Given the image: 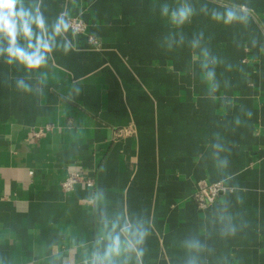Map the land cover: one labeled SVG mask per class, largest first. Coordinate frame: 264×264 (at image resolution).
Listing matches in <instances>:
<instances>
[{"label":"crops","instance_id":"0c3cea01","mask_svg":"<svg viewBox=\"0 0 264 264\" xmlns=\"http://www.w3.org/2000/svg\"><path fill=\"white\" fill-rule=\"evenodd\" d=\"M181 2L42 0L50 23L67 11L86 33L37 71L0 57V264H53L54 253L56 264H79L84 249L72 242L93 241L89 197L101 189L109 213L150 223L143 264H186L192 238L206 245L199 264H264V0H188L195 15L177 27L160 9ZM242 6L246 24L210 17ZM205 48L217 58L214 94ZM20 78L31 91L16 87ZM72 171L92 184L63 189ZM202 179L230 189L199 206ZM221 217L234 236L221 235Z\"/></svg>","mask_w":264,"mask_h":264},{"label":"clouds","instance_id":"9594fccd","mask_svg":"<svg viewBox=\"0 0 264 264\" xmlns=\"http://www.w3.org/2000/svg\"><path fill=\"white\" fill-rule=\"evenodd\" d=\"M75 0H73V3ZM42 0H0V57L5 58L11 65L22 66L29 71H37L47 66L52 55L56 51L67 54L73 48V39L76 32L69 21V13L61 12L51 23L44 15L41 8ZM206 14L207 7L203 8ZM160 14L167 18L173 25L182 27L189 23L195 15V9L182 0L176 7H170L165 3L161 6ZM211 19L222 22L225 25L233 23H247L248 13L242 6L226 8L223 12L211 10ZM71 33L72 38L69 37ZM203 34L193 39L191 46L200 47ZM180 42H183L181 37ZM169 48L172 44L169 43ZM202 76L209 84L210 94L219 90L216 81L215 65L217 58L212 56L208 49L201 52ZM16 87L23 91H31V86L20 78L16 81ZM79 92V89L76 90ZM251 116V113H248ZM239 124V119L236 120ZM216 150L214 158L217 166L226 168L227 158H221L219 153L225 149L217 143L213 145ZM103 190H97L89 201L95 212L97 231L90 245L77 244L73 240L74 248H83L79 264H143L145 256V243L150 235V223L134 218L122 210L109 213L104 204ZM221 235L234 236L236 227L231 223L230 217H221ZM188 258L186 264H199L198 254L206 250V245L199 239H187L184 241ZM58 255L54 253L53 264H56Z\"/></svg>","mask_w":264,"mask_h":264},{"label":"built area","instance_id":"2783aa9c","mask_svg":"<svg viewBox=\"0 0 264 264\" xmlns=\"http://www.w3.org/2000/svg\"><path fill=\"white\" fill-rule=\"evenodd\" d=\"M70 24L77 34H85L87 25L86 22L78 16L69 18ZM88 39L95 45H99V40L93 36H88ZM50 126H42L32 131V135L35 137L43 136ZM130 131V130H129ZM128 129L120 130L119 135L125 134ZM80 182H86L88 185L92 184L91 178H84L79 171H72L70 174L61 182V186L65 190L72 189L75 184ZM229 186L222 180H208L202 179L197 182L195 192L193 194L194 200L199 206L209 205L217 200V198L224 193L229 191Z\"/></svg>","mask_w":264,"mask_h":264}]
</instances>
